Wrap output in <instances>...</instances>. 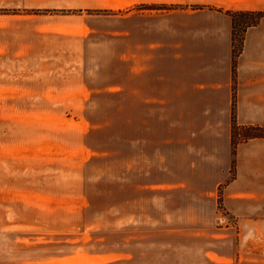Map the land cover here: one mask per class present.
Returning <instances> with one entry per match:
<instances>
[{
    "label": "rangeland",
    "instance_id": "rangeland-1",
    "mask_svg": "<svg viewBox=\"0 0 264 264\" xmlns=\"http://www.w3.org/2000/svg\"><path fill=\"white\" fill-rule=\"evenodd\" d=\"M59 1L0 0V182L22 178L29 201L58 208L47 211L53 218L63 209L70 217L36 226L29 212L21 231L7 220L0 264H214L204 251L227 252L220 235L229 225L231 235L239 230L222 209L221 186L214 207L199 191L203 177L181 173L177 157L167 156L163 169L158 154L166 151L155 142L133 168L142 111L132 105L131 57H121L130 54V37H117V29L130 30V16L118 18L128 11L52 5ZM241 34L238 26L237 44ZM152 124L153 136L166 132ZM263 133L240 126L235 137L245 143ZM235 164L234 156L229 178ZM69 193L75 200L64 198Z\"/></svg>",
    "mask_w": 264,
    "mask_h": 264
},
{
    "label": "crops",
    "instance_id": "crops-1",
    "mask_svg": "<svg viewBox=\"0 0 264 264\" xmlns=\"http://www.w3.org/2000/svg\"><path fill=\"white\" fill-rule=\"evenodd\" d=\"M52 5L128 11L117 17L127 20L130 16V30L117 29V37H130V54L123 52L121 57H131L132 105L142 111L143 135L132 139L133 168L140 152L155 142L166 151L158 154L163 169L169 167L164 160L167 156L177 157L181 173L203 177L199 191L211 198L214 207L221 186L222 209L230 221L233 216L239 230L231 235V226L226 227L220 236L228 239L227 252L207 249L205 256L214 264H264V182L252 181L257 175L264 176V138L236 145L235 175L229 178L232 100L239 126L264 127V16L245 27L234 55L228 14L264 12V0H60ZM152 119L166 132L153 136ZM15 142L21 148L28 145L21 138ZM3 182L0 206L5 210L0 212V226L9 221L11 230L21 231L28 227L29 212L36 226L69 220L65 217H70L69 209L53 218L47 211L58 208L29 201L22 178ZM64 198L75 200V194ZM250 223H260V227L250 228Z\"/></svg>",
    "mask_w": 264,
    "mask_h": 264
},
{
    "label": "trees",
    "instance_id": "trees-1",
    "mask_svg": "<svg viewBox=\"0 0 264 264\" xmlns=\"http://www.w3.org/2000/svg\"><path fill=\"white\" fill-rule=\"evenodd\" d=\"M75 10H73L72 12H74ZM89 11V10H88ZM228 14L231 16L232 18V24H233V39H234V47H233V54L236 55L239 47H240V41L239 44H237L236 40H235V30L236 28L239 26V28H242V31L245 29L246 26L249 25H253L255 23L258 22L259 18L264 16V12H231L229 11ZM238 15H249V16H253L252 19H241L239 21H237L235 19L236 16ZM234 60V57H233ZM233 76H234V68H233ZM234 78V77H233ZM249 127V126H247ZM240 128V126L236 123L235 120V115H234V99L232 100V112H231V154L233 156V160L234 161V156H235V148L237 143L240 141V139H238L237 137H235L236 131ZM255 128H262V127H255ZM257 131H261V130H257ZM249 137H264V133L263 134H257V135H252Z\"/></svg>",
    "mask_w": 264,
    "mask_h": 264
}]
</instances>
